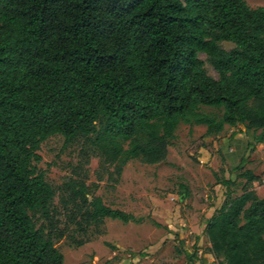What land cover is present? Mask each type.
I'll use <instances>...</instances> for the list:
<instances>
[{"label":"trees","instance_id":"obj_1","mask_svg":"<svg viewBox=\"0 0 264 264\" xmlns=\"http://www.w3.org/2000/svg\"><path fill=\"white\" fill-rule=\"evenodd\" d=\"M180 122L204 124L206 134L234 127L249 133L250 146L264 142V5L0 0V264H63L55 241L68 229L137 221L91 194L84 178L51 185L36 167L42 141L81 140L79 168L97 157L116 182L129 160L164 161ZM239 175L242 192L226 194L204 231L215 264H264V196L252 188L259 177ZM184 251L194 264L196 253Z\"/></svg>","mask_w":264,"mask_h":264},{"label":"rangeland","instance_id":"obj_2","mask_svg":"<svg viewBox=\"0 0 264 264\" xmlns=\"http://www.w3.org/2000/svg\"><path fill=\"white\" fill-rule=\"evenodd\" d=\"M245 1L250 7L264 5V0ZM219 45L233 47L227 41ZM199 57L207 74L217 78L206 55L199 53ZM200 110L217 118L222 113L210 107ZM251 141L249 133L234 127L206 134L204 124L180 122L164 161L129 160L114 182L107 179L97 157L91 156L79 168L81 140L66 145L60 135L48 137L39 146L41 159L36 167L51 185L58 186L70 176L84 178L91 194L137 219L124 223L105 218L82 232L68 229L64 238L55 241L63 264H191L184 250L196 253L194 264H215L205 225L228 192L232 196L242 192V170L259 177L252 188L264 196V142L250 146ZM224 180L231 183L226 186ZM53 203L59 206L58 197Z\"/></svg>","mask_w":264,"mask_h":264}]
</instances>
